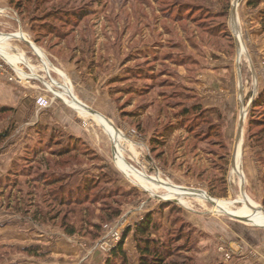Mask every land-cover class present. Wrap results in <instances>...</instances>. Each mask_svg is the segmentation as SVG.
<instances>
[{"label": "rangeland", "instance_id": "374dc122", "mask_svg": "<svg viewBox=\"0 0 264 264\" xmlns=\"http://www.w3.org/2000/svg\"><path fill=\"white\" fill-rule=\"evenodd\" d=\"M17 1L24 9L0 13V33L21 31L35 47L6 42L33 66H21L24 80L0 59V91L13 98L11 106L0 102L12 109L0 116V134L9 133L0 142V264L15 256L44 258L40 246L22 247V238L44 227L93 242L104 264L146 214L161 227L151 238L165 243L169 264H230L232 258L238 264L259 256L253 245L264 251V215L245 208L240 182L244 171V191L264 211V2L253 9L247 0ZM72 91L85 104V96L94 97L95 109L107 105L102 112L115 130L117 150L147 179L146 188L116 160L102 117L69 105L77 103ZM26 103L25 115L33 120L23 122L34 123L33 132L14 121ZM49 110L63 119L39 124ZM46 161L45 176L61 179L51 188L41 186ZM59 186L84 205L48 209L44 195L58 196ZM242 210V217L227 213ZM43 212L56 214L55 221L38 220ZM64 214L72 236L59 226ZM206 220L228 228L233 239L209 240L199 225ZM123 249L129 264H137L131 233Z\"/></svg>", "mask_w": 264, "mask_h": 264}, {"label": "crops", "instance_id": "0c3cea01", "mask_svg": "<svg viewBox=\"0 0 264 264\" xmlns=\"http://www.w3.org/2000/svg\"><path fill=\"white\" fill-rule=\"evenodd\" d=\"M9 8L7 0H0V13H5ZM9 39H16L19 41L24 42L29 48L31 47V44L25 34L23 32H16L13 34H3L0 33V59L7 64L10 68L14 70L16 73L17 77L19 79L24 80L23 77H21L20 71H21V66H27L33 70V66L29 65V62L25 59L24 55L21 53H15L14 50L6 45V42ZM33 45V44H32ZM35 47V46H34ZM36 49V48H35ZM36 51L39 53V50L36 49ZM16 57V60H10L11 58ZM16 69V70H15ZM72 95L74 100L79 104V106L83 107L85 105L87 108L83 107L85 111H87V114H91L94 116H98L104 118L110 123L109 117L106 115V113L102 112L103 110H107V105L101 104V107L98 109L94 108V104L97 103L94 99V97H89L85 96L84 101L86 102L83 103L81 100H79L73 93ZM84 96V95H83ZM13 98L11 96H6L4 92L2 93L0 91V102L2 103H7L8 106H11L13 104ZM9 103V104H8ZM15 113V125L20 126V128L25 131L29 130L30 132L35 131V124H30V123H24L23 121L28 118V120H33L29 119L28 115H25L28 112V107L29 104H22L20 105ZM93 106V107H92ZM106 107V108H105ZM90 109V110H88ZM111 113V112H110ZM54 114V113H53ZM78 115L82 116V114L77 113ZM33 114L32 116L35 118ZM28 116V117H27ZM63 113H56L53 116H51L50 110L46 111L39 119H41L38 123L39 124H48L52 125L55 120H60L63 119ZM36 120V119H35ZM101 123H103L102 120H100ZM37 122V121H36ZM111 124V123H110ZM26 125V129L25 126ZM112 125V124H111ZM32 126V127H31ZM31 127V128H30ZM16 132H18L16 130ZM23 134V133H22ZM21 134V135H22ZM83 138V137H82ZM85 139V138H83ZM9 151L7 149L5 153ZM4 154V152H3ZM9 153H7L8 155ZM6 155V154H5ZM4 156H0V158H3ZM11 162V159L9 160ZM126 161V160H125ZM9 163V162H8ZM9 165V164H7ZM135 169V168H134ZM136 170V169H135ZM137 171V170H136ZM242 173V181L240 182V189L242 188L243 194L246 197L247 201L250 203L258 206L257 204L253 203L250 197L245 193L243 189V184L244 181L246 180L245 178V173L244 171ZM242 195V193H241ZM250 199V200H249ZM259 207V206H258ZM259 212V211H257ZM260 214V212H259ZM234 216V215H233ZM238 217V216H237ZM200 229L203 230L209 237V240L211 239L212 242H214V237L217 235L220 236L222 235V238H225L226 240H232L233 239V233L231 231H228L225 226L221 224H217L216 222H213L211 220H206V221H201L199 222ZM43 228V227H42ZM43 229L45 231H40L41 234H36L33 233V236H27L25 238H22L23 244L22 247H37L40 246L42 251V254H45L44 258H37L35 257H23V256H15V257H9L6 260V264H101L102 263V257L101 253H95V250H92L90 245L93 244V242H90L89 240L81 239V238H68L64 236L63 234L56 232L50 227H44ZM237 232L235 231V234ZM233 234V235H232ZM53 235H59L60 238H52L51 236ZM10 241V240H8ZM34 242V243H33ZM215 243V242H214ZM254 249L255 251H259V256H251V257H244L242 258L238 264H264V254L262 253L263 250H260L258 248L260 245L254 244ZM264 248V246H261V248ZM264 252V251H263ZM21 258L23 260H18V258ZM91 259V260H90ZM232 260H234L232 258ZM230 261V264H235L233 261Z\"/></svg>", "mask_w": 264, "mask_h": 264}, {"label": "trees", "instance_id": "16d2710c", "mask_svg": "<svg viewBox=\"0 0 264 264\" xmlns=\"http://www.w3.org/2000/svg\"><path fill=\"white\" fill-rule=\"evenodd\" d=\"M9 7L13 8L15 11H22L24 9L23 6H21L20 2L17 0H7ZM261 2H264V0H247L246 6L249 8H256ZM195 109H198V106ZM254 107V105H253ZM12 109L8 107H1L0 108V116L11 112ZM9 137V133L7 131L3 132L0 134V142L7 139ZM262 143V142H260ZM259 143V144H260ZM40 152V150H39ZM39 152L37 151L34 155L35 161H37L38 165L41 163V160L39 159L40 156L38 155ZM43 163V161H42ZM45 165V171L41 172L40 178L41 182L43 183L41 186L46 187V188H51L57 184L60 183V176H52L54 175L53 172H50L51 174H47L48 177H46V171H48L49 165L48 162H44ZM45 177V179H44ZM263 186H264V181L262 180ZM62 186H59V190L61 191ZM88 188L87 185H85L86 190ZM58 190V191H59ZM264 191V189H263ZM53 191L48 192L46 195L47 198L49 199L48 201H44V203H47L48 209H50L53 205V207L57 206L58 208H69L70 206H77V207H82L84 204L81 201H73L70 199V196H66V191H61L57 194H53ZM52 196V197H51ZM66 197V198H62ZM43 203V202H42ZM262 205L264 206V196L262 200ZM72 211V210H71ZM70 213H73L71 212ZM85 214H87V209L81 210ZM43 215H40L38 220L46 221L48 223H53L55 221V215L56 214H47V212H43ZM119 210H117L115 213H113L109 219V222L119 216ZM59 217V216H58ZM66 215L64 214L60 220V228L63 229L65 234L72 236L75 233L74 229L71 228L72 224L70 222H66ZM161 227L160 225L156 224L152 218V215L146 214L143 216L136 224L134 225V228L131 230L128 228L124 234L122 235L120 241L113 246L108 253L106 254V257L104 259V264H129V260L126 257L125 251L123 249L124 241L128 237V235L131 233L132 239L135 245V250L137 252L138 260L137 264H169L167 262V259L169 257V251L166 248V245L164 242L157 240V239H152L151 235L153 232L158 233L160 231ZM90 236V235H89ZM90 239L91 236H90ZM30 249H28L29 251Z\"/></svg>", "mask_w": 264, "mask_h": 264}, {"label": "bare ground", "instance_id": "6f19581e", "mask_svg": "<svg viewBox=\"0 0 264 264\" xmlns=\"http://www.w3.org/2000/svg\"><path fill=\"white\" fill-rule=\"evenodd\" d=\"M235 8H236V4H234L233 5V10H232V13H231V16L234 18V16H235ZM235 20V19H234ZM233 20V24H234V27H236V23H235V21ZM236 40H237V42H238V48H239V52H241V50H242V46H241V38H240V35L237 33L236 34ZM31 47L34 49V47H33V45L31 44ZM72 101V100H71ZM69 105L70 106H73V108L74 109H76V110H78L79 109V112H82V111H80L81 110V106H79L77 103H75V102H69ZM84 110V109H83ZM86 112V111H85ZM242 115H243V113H242ZM100 120H102L103 121V123L104 124H106L107 126H108V129H109V132H110V134H111V136H112V143H113V146H114V155H115V158H116V160L117 161H119L120 163H121V165H122V168H124V166H125V164H126V166H128V168L135 174V176H137V177H139L138 178V181H139V183L143 186V187H145L146 186V182H147V179L145 178V177H140L139 176V174L132 168V167H130L123 159H122V157L120 156V154H119V152H118V150H117V144H116V138H115V130H114V128L112 127V125L107 121V120H105V119H103V118H99ZM241 136V135H240ZM240 149H241V143H240V141L238 140L237 142H236V144H235V153L237 154V153H239L240 152ZM235 154L233 153V168H235V156H234ZM123 163V164H122ZM237 164V163H236ZM242 177V176H241ZM242 181V180H241ZM146 188V187H145ZM241 190H242V188H241ZM148 191V193L151 195V196H154V197H156V198H158L156 195H154L153 193H151L149 190H147ZM242 193V196H243V202H244V206H245V208H248V209H254V210H257V211H259L261 214H263L264 215V213H263V211L261 210V208L260 207H258V206H256V205H254V204H252V203H250L249 201H247V199H246V197L244 196V194H243V192H241ZM183 195H186V194H183ZM163 199V198H162ZM206 199H208L207 197H206ZM214 201V205L216 206V207H218V208H221L220 206H219V204L215 201V200H213ZM258 212V213H259ZM229 215H234V216H238V217H242V216H244V213L245 214H247V209H245L244 210V213H243V210L242 211H240V212H237V213H233V212H227Z\"/></svg>", "mask_w": 264, "mask_h": 264}, {"label": "water", "instance_id": "95a60500", "mask_svg": "<svg viewBox=\"0 0 264 264\" xmlns=\"http://www.w3.org/2000/svg\"><path fill=\"white\" fill-rule=\"evenodd\" d=\"M232 10H233V4H232V7H231V13H232ZM82 106L83 107H85V108H87L85 105H83L82 104ZM88 110H90V109H88ZM244 118H245V115H242V113L240 114V119H239V126H238V130H237V137L238 136H240L241 134H242V124H243V120H244ZM237 139V138H236ZM232 164H233V155H232V162H231V167H232ZM243 189H244V187H243ZM240 192H243L242 190L240 191ZM205 194V193H204ZM208 199H207V202L209 203V204H211V205H214V201H213V199L212 198H210V197H207ZM263 213H264V211H263ZM227 217H229V216H227ZM230 218V217H229ZM230 219H232V218H230Z\"/></svg>", "mask_w": 264, "mask_h": 264}]
</instances>
